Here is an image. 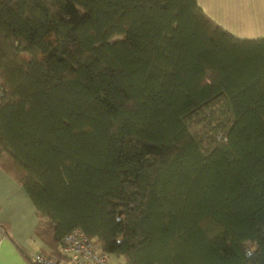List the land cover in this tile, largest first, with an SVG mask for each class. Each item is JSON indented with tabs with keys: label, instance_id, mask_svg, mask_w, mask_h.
<instances>
[{
	"label": "trees",
	"instance_id": "1",
	"mask_svg": "<svg viewBox=\"0 0 264 264\" xmlns=\"http://www.w3.org/2000/svg\"><path fill=\"white\" fill-rule=\"evenodd\" d=\"M0 87V169L51 251L264 264V37L196 0H0Z\"/></svg>",
	"mask_w": 264,
	"mask_h": 264
},
{
	"label": "crops",
	"instance_id": "2",
	"mask_svg": "<svg viewBox=\"0 0 264 264\" xmlns=\"http://www.w3.org/2000/svg\"><path fill=\"white\" fill-rule=\"evenodd\" d=\"M199 7L218 25L240 39L264 37V0H196ZM36 209L24 189L0 169V264H30L16 246L27 255L50 254L51 248L38 240Z\"/></svg>",
	"mask_w": 264,
	"mask_h": 264
},
{
	"label": "built area",
	"instance_id": "3",
	"mask_svg": "<svg viewBox=\"0 0 264 264\" xmlns=\"http://www.w3.org/2000/svg\"><path fill=\"white\" fill-rule=\"evenodd\" d=\"M31 258L34 264H111L109 256L80 230L64 236L53 253L39 252Z\"/></svg>",
	"mask_w": 264,
	"mask_h": 264
},
{
	"label": "rangeland",
	"instance_id": "4",
	"mask_svg": "<svg viewBox=\"0 0 264 264\" xmlns=\"http://www.w3.org/2000/svg\"><path fill=\"white\" fill-rule=\"evenodd\" d=\"M110 261L112 262V261H113V259H110Z\"/></svg>",
	"mask_w": 264,
	"mask_h": 264
}]
</instances>
